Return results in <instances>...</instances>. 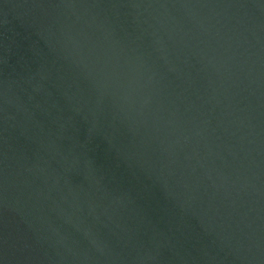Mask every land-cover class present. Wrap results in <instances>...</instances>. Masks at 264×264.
<instances>
[{
    "label": "water",
    "instance_id": "obj_1",
    "mask_svg": "<svg viewBox=\"0 0 264 264\" xmlns=\"http://www.w3.org/2000/svg\"><path fill=\"white\" fill-rule=\"evenodd\" d=\"M0 264H264V0H0Z\"/></svg>",
    "mask_w": 264,
    "mask_h": 264
}]
</instances>
